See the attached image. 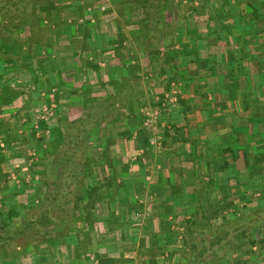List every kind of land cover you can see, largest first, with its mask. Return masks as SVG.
Wrapping results in <instances>:
<instances>
[{
  "label": "crops",
  "instance_id": "obj_1",
  "mask_svg": "<svg viewBox=\"0 0 264 264\" xmlns=\"http://www.w3.org/2000/svg\"><path fill=\"white\" fill-rule=\"evenodd\" d=\"M240 1H244V3L242 4ZM240 1L223 6L224 12L222 13L226 14L224 22H221L217 30V24L213 25L214 29L209 25V21L201 25L199 29L204 33L207 32V29L212 28L211 33L216 34L215 38H208L210 37L209 32L203 33L199 45V42L189 35V29L186 26L185 32L189 34L179 35L174 40L175 47L171 50L177 52L175 57L169 56L171 50L166 51L165 48L156 52L159 55L168 54L166 56L170 59L166 60L170 69L173 66L174 69L168 72L171 76V79H168L169 88L153 94L160 96L159 98L163 101V97L170 92L173 83L178 88L176 91L177 102L171 110L173 113L172 118L160 120L159 129L163 130V133L159 130L155 132H160L162 137L161 147L165 146L160 150V155H156L158 157L176 158L177 163L178 158L182 159L183 157H186L189 163L192 164L193 162L192 168L188 165H186L187 168H184L186 169V175L191 173L194 175L189 180H186L188 176L186 179L184 178L188 186H193V183L198 181V173L212 172V170L209 171L205 157L218 155V152L214 151L212 146V142L215 143L218 138L215 136L220 137L226 134V131L230 129V125L236 127L234 128L237 129L236 132H239L240 126H249L251 127L250 133L254 137L259 132L258 121L262 119L261 114L258 112L260 107H258L257 112L249 114L244 119H233V117L227 119L226 114H223L224 110H234L237 103L245 104L246 99L243 92L246 94L251 91V88L247 86L249 83L245 81V75L241 76L240 71L246 74V69H251L250 76L253 80L259 73L258 62L264 60V24L261 26L257 20L252 22L250 20L251 13H244L247 8L244 4L249 2L255 4L254 6L260 3L256 8L264 14V2L261 0ZM109 6L101 7L99 5L89 7L88 10L94 13L105 8L108 9ZM81 13L79 10L80 15ZM234 13L237 14L235 18L239 14H241V20L245 18L239 29L236 27V23L233 22V25H230L231 20L227 21V18ZM81 22L85 23L84 20H81ZM27 26L29 27V25ZM35 26L39 27L34 25L31 29ZM80 26L84 27L79 32L72 35L60 32L61 35L56 38L55 44L57 46L55 50L59 52L60 57L49 54L48 49L43 45L44 42L38 44V42L30 41L31 34L26 41L22 40L24 42H21L17 37H8L4 38L3 46L0 44V209L2 210L16 209L20 212L24 208L27 210L28 207H36L39 203L47 200L49 192L54 188L53 184H45L39 193L41 194L40 197L29 199L27 202L23 200L25 198L18 195V189L25 188L26 185L17 186L16 184L21 183L24 179L28 181V174L36 169L37 164L34 161V156L38 154L42 156V153H44L47 141H49V134L51 131L54 132V127L58 125V118L77 121L71 118V111H80L86 107L87 101L99 103V101H105L110 95H114L116 89L113 88L114 84H111V82L114 83L112 77L118 76L120 81L128 75L126 71H131V69H134L132 75L139 77L144 75V73H140L141 68L139 66L135 67L132 62L127 63V51L124 46L129 42L128 38L115 35V39L107 40L106 38L105 41H102L96 37L99 32L95 30L91 20H87L84 25H78V28ZM87 26H91L90 28L95 32L90 34ZM69 27H73V25H65L66 29ZM252 27L255 30L257 29L259 33L253 35ZM15 33L18 32L15 31ZM222 33L225 37L221 35ZM169 41L171 42V38ZM212 42L214 43L211 44ZM33 43L37 44L33 45ZM60 45L64 46L57 49ZM239 46L245 47L246 56L241 52L242 48ZM75 50L78 52L77 56L71 54ZM197 50L200 52L199 57L184 60L183 54L196 52ZM107 58L111 62L109 65L106 61ZM238 61L240 64L237 66ZM113 62L116 63V66L112 64ZM130 64H132L131 67H129ZM111 78L113 81H111ZM125 81H128V79H125ZM108 85L114 89L113 92L111 90L104 91V88ZM136 92L142 95L139 89ZM79 95L80 102H76ZM85 95L89 97L84 98ZM139 96L136 95V98H139ZM181 102H184V104L182 105ZM155 103L158 105L157 102ZM136 104L137 106H135ZM135 105L134 107L137 109L140 107L142 111L145 110L143 109L145 108L143 102H135ZM159 105H161V102H159ZM48 110L51 113L47 118L46 111ZM135 115L136 112L132 113V119L124 117L129 119L131 124L133 121L134 124L142 122V124L131 126L127 130L132 133V137L126 139V141L139 143V150L136 153H131L130 150L123 151L122 154L117 155L122 159H129L127 163L123 164V168L116 166L121 172H127L130 169L128 167L142 166L143 161L151 160L150 152L144 148L142 143L152 141L156 138V134H147L148 139L145 138L144 134L141 133V129H143L144 122L147 124L148 117L139 115L140 117L135 118L133 117ZM51 117L53 118L51 119ZM124 118L120 120H124ZM153 122L154 124L151 127L154 128L155 125L156 128L157 123ZM166 128L170 129L169 137L165 135ZM211 136L214 139L211 140ZM121 139H125V137L122 136ZM203 139L211 146L207 145L205 149L201 150L193 147L194 143L200 140L202 143ZM116 140L117 142L120 140L117 135ZM113 147L112 153H114ZM193 159L198 165L200 163V166L195 164ZM240 163L241 161L234 164L239 166ZM126 165H129L127 166L128 169ZM155 165L157 166L156 163H153L151 169H154ZM182 168L180 169L182 170ZM231 169L234 170V167ZM239 170L245 169L239 168ZM182 175L184 174L182 173ZM92 186H98L100 189L105 190L116 187L118 190L121 188L123 192L118 197H114L112 192H106V195L95 198L94 226L79 223L75 232L72 231L65 237L42 245L41 251L50 256V258L48 257V263L87 264L89 261L88 256L92 254L95 255L98 264H145L146 260H148V264H152L153 261L159 264V258L157 260L154 257H148L142 261L140 259L141 253L148 252V248L158 249L154 237H162L167 229L171 230V225L169 226L168 223H174L179 216H182L181 214H185L188 211L189 204L187 203L189 202L186 199H180L178 194V196L174 195L176 196L174 202L167 194H160L156 203L159 206L158 211L153 212L155 219L153 221L158 223H153L157 224L156 226L153 224L146 226L141 220L132 221L130 212L133 209L128 208L130 197L126 192L129 188L127 184H116L114 186L113 184H97ZM173 187L174 189L181 188L178 184L177 186L173 184ZM124 190L126 191L124 192ZM35 194L34 196H36ZM152 200L153 198H151ZM72 201L70 202L69 198L59 197L57 200H53V203L70 204ZM141 204L145 206L146 203L141 200ZM100 205H104L103 210L98 207ZM114 206H121V209L114 210ZM167 209L168 212H172L169 218H167V215L165 216ZM124 211L125 213H123ZM133 211H136L135 208ZM48 231L53 234L52 236H56L55 232L57 231L62 233L60 227L50 228Z\"/></svg>",
  "mask_w": 264,
  "mask_h": 264
},
{
  "label": "rangeland",
  "instance_id": "obj_2",
  "mask_svg": "<svg viewBox=\"0 0 264 264\" xmlns=\"http://www.w3.org/2000/svg\"><path fill=\"white\" fill-rule=\"evenodd\" d=\"M125 1L127 0H59L55 2L54 6H51L49 4V0H39L38 2L28 1L27 2L28 4L27 3L23 4V6L20 9L21 20L22 23L24 22L23 25L24 30L23 29L19 30L16 28L14 29V27L9 21L0 18V44L3 46L4 38H8V37H13V38L17 37L21 42H24L26 41L28 36L33 31L35 30L37 31V29H40L39 31L44 32L43 33L44 38L52 34V32L54 31L60 34V32H65V30H67L65 28V25L72 24L73 29L74 28L76 29L78 28V25H84L87 20L92 21L95 30L99 32V34H97L96 37L102 41L103 40L105 41L106 38L107 40L115 39V35L126 39L128 38L129 42L124 46V49L127 51V57H128L127 63L132 62L135 67L139 66L141 68L140 73L141 72L144 73V75L142 76L143 78L136 76L134 74L132 75V71H134V69H131V71L127 69L128 71L126 70L125 71L128 72V75H126V77L124 76L125 77L124 79L119 81L118 76L112 77L114 83L111 82V84H114L113 88L117 89L116 86L118 85V82L122 83L124 86L127 85V83H123V81H125V79H128V82H130V85L128 84L129 86H133V88H135V91L139 89L140 92H142V95L140 93L139 98L138 97L137 98L141 103L142 102L144 103L145 108L143 109L145 110L142 111L140 107L138 109L134 107L136 115L133 117L136 118V116L139 115L148 117L147 124H145L144 122L143 129H141V133H143L145 138L148 139V137H146L147 134L148 135L153 134L157 130L163 133V130L159 129L160 120H166L167 118H172L173 113L171 110L174 108L173 105H175V103L177 102L176 91L178 90V88L173 83V85H171L172 88L170 89V92L163 97L164 98L163 101H161V98H159L160 96L153 94L155 92H160L165 88L166 89L169 88L168 79H171V76H169L168 72L170 70H173L174 66L171 67L170 69L169 63L167 61L170 58L166 56L168 54L159 55L156 53L157 51L145 50L144 45L146 41L143 38V34L140 33L139 26L137 24L132 25L143 18V10L141 6L137 5L136 3L127 4L125 3ZM239 1L240 0H212L211 1V4L213 6L212 12H214V14L219 13V16L217 21L209 20V25H211L212 28H214L213 25L217 24L216 27L217 30L220 27L221 22H224V16L226 13H222L224 12L223 6H228L234 3H238ZM261 1L264 2V0ZM201 2L199 0H195L192 3L183 2L182 7L179 8V12H178L182 17V22H181L182 25L184 26V28H186L187 26L190 33L189 35L192 36L198 42L203 38V33H204V31H201L199 28L201 27V25H204V22L206 21L204 20V18L201 17L197 18L196 15L191 14V12L193 11L194 8H200ZM99 5L101 7L110 5L111 7L109 6L108 9L105 8L104 9L105 11L102 10L94 13L93 11L90 12L88 10L89 7H94ZM79 10L82 12L81 15L79 14ZM157 10H159V7L154 6L153 11H157ZM81 20H84L85 23L81 22ZM228 20H231L230 25H233V22L236 23V27L239 29L240 24H243L245 18H243V20H241V17L235 18V13H234L231 14L229 18H227V21ZM250 20L253 22L252 17ZM257 20L259 21L261 26H263L262 25L264 24L263 16L262 18L257 17ZM27 25H29V27ZM34 25H37L40 28L31 29V27ZM212 28H210L209 30L207 29V32H209L210 34V37L208 38L216 37L215 33H211ZM252 30L253 33L257 32V29L255 30L253 27ZM15 31L18 33H15ZM223 33L221 35L225 37ZM213 43L214 42H212L211 44ZM200 44L201 42H199V45ZM62 46L64 45L58 46L57 49H59ZM243 46L242 47L239 46V47L242 48V49L240 48L241 52H243V54L246 56L244 52L245 47ZM246 48L248 49L247 45ZM9 50H11V48H9ZM161 50H164V47ZM169 56H171V54ZM199 56H200V52L197 50L196 52L194 51L186 54L184 60L187 61L192 58L194 59V57H199ZM107 59L108 60L106 61L107 64L109 65V63L111 62H109V58ZM112 64L116 66V63L113 62ZM239 64L240 62L238 61L237 66ZM131 65L132 64H130L129 67H131ZM260 68L264 69V60L258 62V69ZM249 70L251 72V69ZM112 78L111 81H113ZM123 86L120 87L122 90H123ZM113 88H111V86L108 85V87L104 88V91L107 92V90H111L113 92L114 91ZM88 97H89L88 95L84 96V98H88ZM78 98L80 99V95L77 97L76 102H80ZM133 99H136V96ZM135 102L138 103L137 99L134 101V103ZM155 102H157L158 105ZM159 102H161V105H159ZM72 103L74 102L72 101ZM247 103H248L247 100L246 103L243 105L237 103L235 104L234 110L233 109L224 110L223 114H226L227 119L229 117L230 118L233 117V119L247 118L249 114L251 113L254 114V112H257L258 107H260L259 102H250L248 104ZM65 112H67V110H65ZM71 112H72V115H70L72 116L71 118L77 121L81 119H85L89 115V110L87 106L81 109L80 111L74 110ZM46 113L48 114L47 115L48 118L51 112L48 110L46 111ZM52 118L53 117H51V119ZM59 119L60 118H58V120ZM130 119H132V117H130ZM153 121H155V124L157 123L156 128L155 125L154 128L151 127L152 124H154ZM137 124H142V122L141 123L136 122V124L134 123L131 124L129 119L124 118V120L117 121L114 127H112L107 132V135L115 134L117 135L118 138H120V140H118V142L114 145L113 147L114 153H112L114 155V160L117 167L123 168V164L127 163V161L129 160L128 158L122 159L117 155L122 154L123 151L130 150L131 153H136L139 150V143H137L136 141L127 142L126 139H121L122 132L129 130L131 126L133 127ZM54 128L55 131L54 132L51 131L49 134L48 137L49 141H47V146L45 147L44 149L45 151H43L44 153H42V156H39V154L34 156V161L36 162L37 167L36 169L32 170L30 174H28L27 176L28 181L24 179L23 181H21V183L16 184L17 186L26 185L25 188L18 189L19 190L18 195H20L21 198H25L23 200H25L26 202L29 199L39 198L41 195L39 193L41 192L42 187L45 186V184H53L54 182H57L58 177H60V168L62 165V161L56 160V158L54 157L56 150H53V146H54L53 143H55V140L58 138L59 134L57 131V127ZM259 130L260 133L264 132L263 127L262 129ZM160 132L155 133L156 138H154L152 141L150 140L149 144H147V142L142 143L144 148L150 152L151 160L143 161L142 166L137 165V167L136 166L130 167V169H128L127 172L126 171L121 172L119 171L120 169L118 168L117 169L118 181L116 182V184H127L129 188H127V191L124 190V192L125 191L128 192L130 197L128 208H132L133 210L135 208L136 210L135 212L133 210L132 212H130V214L132 215V221L141 220L146 224V226L147 225L150 226L153 223H158L156 221H153L155 220L153 217V212L158 211L157 208L159 206H157L156 203H157V198L160 196V194L162 193H163L162 195L167 194V196L171 198L172 202H174L173 200L174 198H176V196L174 195H177L178 193L176 192L177 189L176 188L174 189L173 184H175V186H177V184L181 186L182 191L185 189V187H187L183 191V194L185 193L184 196L180 197V199H186V201L189 202L187 203L189 204L188 211L185 214L184 213L181 214L182 216H179V218L176 219L174 223L172 224L168 223L169 226L171 225L170 227L172 229L168 230L166 227L167 231L163 233L164 235L162 237L159 238L154 237L155 242L158 245V249L155 248L153 250L151 248H148L149 251L144 254L141 253L140 256V259L142 261L146 260L145 258L154 257L157 260L159 258L158 260L159 264H179L180 258L183 256L184 252L186 251V247L191 238V232L186 228V220L191 218V216H193V214L195 213H196L195 216L198 219L203 220V215L205 214L206 211L205 208L199 209L200 206H198L199 203L197 202V197L200 198V194L203 193L205 190L206 192L210 190L211 193L213 192L214 198L212 199L228 200V203L233 204L232 208L226 211L227 212L226 216L228 217V219L239 218L241 216H244L243 214H247V212L249 213L257 210L258 207L261 206L260 205L261 202H263L264 200V161L262 162L261 165H259L260 170L258 171H255L253 169L246 170L245 165L241 162L240 163L241 165L237 166L238 169L237 168L236 169L239 170V168H243L245 170H239L241 173L240 174L237 173V177H235L234 174H232V169H230L228 172L226 171L214 175L212 172L209 173L200 172L197 174L198 181H196V183H193V186H188V185L186 186L187 183V181H185L186 177L188 176L186 180H189L191 176L194 177V175L193 173H191L190 175L189 174L186 175V169L184 168H187L186 165L192 168L193 162L192 164L189 163L186 157L185 158L183 157L182 159L178 158V163L176 158L173 159L169 156L158 157L156 154L160 155L161 152L160 150L165 148V146L161 147L162 137ZM205 136L206 135L204 134V137ZM210 139L212 140L214 139V137L211 136ZM204 140L205 139H203L202 143L201 140L198 141L197 143H194L193 147H197L200 150L203 148L205 149L206 146L208 145V142H205ZM215 143L212 142V146L214 148V151H217L219 153L221 147L217 143L216 144ZM208 146H211V144ZM102 147H103V137L100 136L99 138H96L95 141L93 142L91 155L98 156L99 154L98 152ZM193 161L195 164L198 165V163L194 159ZM153 163H156L157 166L155 165L154 169H151ZM158 165H160V167H158ZM198 166H200V163ZM180 168H182L183 171ZM182 173L184 175H182ZM112 175L113 173L109 168L97 167L91 173L92 182L89 185L92 186V185H97L101 182H105L106 178H108L109 176L111 177ZM211 176H214L213 183ZM69 179L70 177L65 175L63 176V178L61 177V183L67 184L66 182ZM106 192L107 190H105V193ZM110 192L114 194V197L115 196L118 197L120 194H122L123 190L121 188L120 190H118L116 189V187L115 188L112 187V189L110 188L108 189V193ZM34 194L36 196H34ZM151 198H153L152 201ZM141 200H143V202L146 203L145 206L141 204ZM98 207L100 208V210L104 209V205L103 206L100 205ZM114 208H115L114 210H120L121 206H114ZM166 211L167 214H165V216L167 215V218H169L170 215H172V212L171 211L168 212V209ZM20 212L21 214H24L25 208ZM123 213H125V211ZM231 214H233V216ZM222 221H223V216L217 222L220 223ZM213 223L215 224V222ZM205 224L207 226L209 224L211 225L212 221H206ZM153 225L156 226L157 224H153ZM40 248L39 250L35 248L30 250L28 249L27 250L28 252L24 253L20 257L17 263L15 260L7 258L6 260L3 261L0 260V264H47L48 257L50 258V256H48L46 253H43ZM88 257H89L88 259L89 261L87 262V264H98L95 255L90 254ZM147 261L148 260L145 261V264H148ZM205 264H264V245L262 246L258 245L254 248L247 250L243 249L241 251H238L237 253L236 252L229 253L225 256H222L218 260L210 259L207 260Z\"/></svg>",
  "mask_w": 264,
  "mask_h": 264
},
{
  "label": "trees",
  "instance_id": "obj_3",
  "mask_svg": "<svg viewBox=\"0 0 264 264\" xmlns=\"http://www.w3.org/2000/svg\"><path fill=\"white\" fill-rule=\"evenodd\" d=\"M28 1L38 2L39 0H0V18L9 21L16 29H23L24 22L22 23L21 20L20 9ZM56 1L59 0H49V4L54 6ZM194 1H125L127 4L136 3L143 10V18L132 25L137 24L139 26L140 33L143 34V38L146 41L145 50L157 51L164 47L166 51H169L174 48L175 38L186 33V28L181 23L182 17L178 13L179 8L182 7L183 2L192 3ZM199 1H202L200 8H194L191 14H195L197 18H204L205 21H217L219 13L214 14L212 12V0ZM240 2L244 3V1ZM254 5L249 2L244 4L247 7L244 13L250 12L253 20H257V17L262 18V16L264 18L263 12L260 13L256 8L260 3H257L256 6ZM154 6H158L159 10L153 11ZM240 16L241 14L238 17ZM87 27L90 34L95 32V30L90 28L91 26ZM37 28L40 27L35 26L32 29ZM82 28L81 26L76 29L69 27L62 34L70 32L75 34ZM39 30L37 29V31L35 30L31 33L30 41L38 42V44L44 42L43 45L48 49L49 54H55L60 57L59 52L55 50L57 46L55 42L56 38L61 34L54 31L44 38V32ZM255 33L258 34L259 32ZM252 34L256 35L253 30ZM170 38L172 43L169 41ZM36 44L33 43V45ZM158 53L160 52L158 51ZM71 54L77 56L78 52L75 50ZM171 55V57H175L177 52L171 50ZM183 56L186 57V54H183ZM246 72V74H243L240 71V74L241 76L245 75V81L249 83L247 86L251 88V91L246 94L243 92V95H245L244 97L248 103L259 102L260 109L258 111L259 114L262 113V119L258 121V128L262 129V127L264 128V69H258V76L253 80L250 76V70L246 69ZM125 83L127 85L123 86L122 83L118 82L114 95H110L105 101L102 100L99 103L87 101L86 106L89 110V115L85 119L78 121H71L67 118L58 120L57 131L59 136L53 143V150H56L54 156L56 160L62 161L60 177H58L57 182L53 183L54 188L49 192L47 200L39 203L36 207H28L25 210V214H21L16 209H0L1 261L9 258L17 263L20 257L28 252V249L35 248L39 250L42 245L65 237L72 231L75 232L79 223L88 224L91 227L94 226L93 210L96 208L95 198L104 195L105 189L89 185L92 182L91 173L97 167H107L113 175L101 183L116 185L118 177L112 147L117 143V140L115 134L107 135V132L120 119L131 117L132 113L135 112L134 99L131 98L140 95L133 86H129L130 82L125 81ZM121 86H123V90L120 88ZM136 99L139 103L138 98ZM181 103L182 105L184 104V102ZM229 128L226 134L220 137L217 136L216 143L221 147L218 155L205 157L207 161L205 163L208 165L209 171L212 170L214 175L228 172L234 167L235 171L232 170V174L237 177V173L240 174L241 172L236 169L237 166L235 164H238L239 161L245 164L246 170H260L259 165L264 161V132L260 133L259 130L256 137H254L250 133L251 127L249 126H240L239 132H236L237 129L235 130L234 128L236 127L234 126L230 125ZM165 135L167 137L170 136V129H165ZM100 136L103 137V147L99 150L98 156L91 155L93 142ZM122 136L125 139H131L132 133L126 130L122 132ZM219 154L221 155L219 156ZM127 166L129 165H126V168ZM65 175L69 176L70 179L66 182L67 184H62L61 177L63 178ZM213 177L211 176L212 183L214 181ZM183 191L180 188L176 192L180 197H183L185 194H183ZM59 197L69 198L70 202L73 201L70 204L53 203V200H57ZM212 198H214L213 192L211 193L210 190L207 192L205 190L200 194V198L197 197L199 209L205 208L206 211L203 215V220L198 219L195 216L196 213L186 220V228L191 232V238L186 251L180 258L179 264H205L210 259L218 260L229 253H237L243 249L247 250L258 245H264V200L257 210L247 212V214H243L244 216L239 218L228 219L226 211L232 208L233 204L228 203L226 199L216 200ZM231 215L233 216V214ZM222 216L223 221L217 222ZM206 221H212V224L207 226L205 224ZM59 227L62 229L63 234L57 231L55 232L56 236H52L53 234L48 231L50 228ZM152 264L156 263L153 261Z\"/></svg>",
  "mask_w": 264,
  "mask_h": 264
}]
</instances>
